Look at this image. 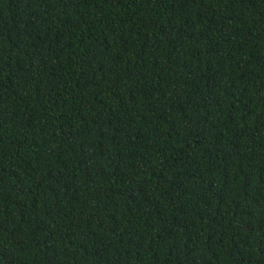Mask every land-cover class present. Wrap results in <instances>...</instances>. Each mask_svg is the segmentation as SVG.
Returning a JSON list of instances; mask_svg holds the SVG:
<instances>
[{
    "label": "trees",
    "instance_id": "16d2710c",
    "mask_svg": "<svg viewBox=\"0 0 264 264\" xmlns=\"http://www.w3.org/2000/svg\"><path fill=\"white\" fill-rule=\"evenodd\" d=\"M0 264H264V0H0Z\"/></svg>",
    "mask_w": 264,
    "mask_h": 264
}]
</instances>
